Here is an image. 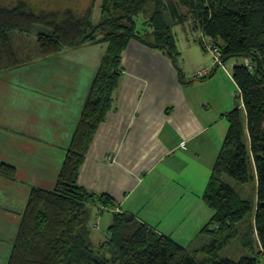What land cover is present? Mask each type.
<instances>
[{
    "label": "trees",
    "instance_id": "trees-1",
    "mask_svg": "<svg viewBox=\"0 0 264 264\" xmlns=\"http://www.w3.org/2000/svg\"><path fill=\"white\" fill-rule=\"evenodd\" d=\"M110 1L103 0L96 26L89 16L82 22L70 10L62 21H55L54 13L36 15L20 2L0 4V56L6 62L4 66L0 62V71L20 64L10 32L29 34L39 19L50 28L35 34L39 59L61 55L64 47L106 45L57 178L51 189L31 187L5 264H264V0H177L194 22H201L204 39L220 48L221 67L232 57L244 58L243 64L232 66V80L240 91L245 120L242 123L238 107L225 113L228 128L202 196L212 217L194 245L183 247L124 212L112 213L105 236L94 238L96 220L104 211L101 206L114 205L108 195L79 186L78 174L97 127L113 109L123 72L121 58L130 40L161 50L183 79L176 37L163 13L164 0H112L111 12ZM172 10L173 18H179ZM107 11L110 16L105 17ZM140 13L151 27L150 38L138 37L130 26L119 23H133V16ZM101 26L108 30L99 34ZM96 32L99 38L94 37ZM199 44L207 50L203 40ZM14 173L13 166L1 163L0 175L11 179ZM250 181L256 186L253 201L238 189ZM234 244L237 247L228 253Z\"/></svg>",
    "mask_w": 264,
    "mask_h": 264
},
{
    "label": "crops",
    "instance_id": "crops-1",
    "mask_svg": "<svg viewBox=\"0 0 264 264\" xmlns=\"http://www.w3.org/2000/svg\"><path fill=\"white\" fill-rule=\"evenodd\" d=\"M186 47L193 51H182V80L161 50L133 39L124 50L113 109L97 127L78 174L79 186L112 198L113 208L101 206L97 231L111 223L112 213L124 212L192 247L212 217L202 196L228 128L225 113L240 91L232 70L216 69L187 37ZM62 55L0 71L10 80L0 84V95L24 92V100L0 109V147L11 143L0 165L15 170L11 179L0 175L7 186L0 199L8 197L9 210L18 212L9 217L15 231L31 187L52 188L98 67ZM198 67L210 72L198 75ZM103 236L98 231L94 238Z\"/></svg>",
    "mask_w": 264,
    "mask_h": 264
},
{
    "label": "rangeland",
    "instance_id": "rangeland-1",
    "mask_svg": "<svg viewBox=\"0 0 264 264\" xmlns=\"http://www.w3.org/2000/svg\"><path fill=\"white\" fill-rule=\"evenodd\" d=\"M17 2H20L26 10H31L35 12L36 15H39L41 12L47 13L49 16L51 13L55 14V21H62L63 18H65V11L70 10L71 14L77 18H79L82 22H84L88 16L89 19L91 20V24L93 26H96V24L100 23L99 21L102 19V3L103 0H0V4L5 6H13ZM112 0L108 4V8L110 12L112 11ZM166 4V8L163 10L164 15H166L167 22H169L171 25V30L174 33V37H176V46L179 51V56L177 57L178 61L181 63L182 61V56L183 52L187 51V49L192 50L190 47H185V39L186 37L190 39V45L197 47L198 50L202 54H204V58H206L208 61L209 59H212L210 52L207 50L203 49L199 41H202L204 39V36L201 34V22H194V18L192 14L188 13L186 8L181 6L177 0H164ZM177 10L178 17H174L171 15V12L173 11L172 9ZM106 14V15H105ZM104 14L105 17L109 15V11H107ZM110 16V15H109ZM181 16V17H180ZM104 17V18H105ZM146 16L144 14H139L137 16H133V23H128L125 20H120L119 23H121L123 26L131 27L130 29L132 30L133 34H135L138 37H143V38H150L149 32L151 31V27H148L147 23L148 21L145 19ZM106 19V18H105ZM181 19V20H180ZM45 21L39 19L37 20V23L34 26V30L29 33H21V32H15L11 31V44L14 50V54L18 58V61L20 64H24L25 66L29 65L30 61L36 59L39 54L38 50V44L36 43V37L35 34L39 32L40 30L45 31V32H50L49 27H47ZM107 28H104L103 26L100 27L99 34L101 31H107ZM98 33L94 34V37L99 38L100 36L97 35ZM95 38V39H96ZM187 45V44H186ZM105 43H85V45H81L79 47H74L72 48H63V58L75 62V61H81L88 63L89 66L96 65L98 66V62L100 61L101 56L104 54L105 50ZM181 49V50H180ZM185 49V51H184ZM183 51V52H182ZM193 51V50H192ZM206 54V55H205ZM209 57V58H208ZM1 59V64L4 66L6 65V62L3 58V56H0ZM213 63V60H211ZM244 58L240 57H232L228 59L227 61L223 62V66H216V69H229L230 71L232 70V66L235 64H243ZM245 62L247 60L245 59ZM18 63V64H19ZM249 64V63H248ZM211 65V64H210ZM213 66H215L213 64ZM181 68V66H179ZM200 67H198L199 69ZM9 79L7 77L5 78H0V84L6 85L9 84ZM2 96V97H1ZM21 96H24V92L21 94L15 93V91H3V94L0 95V104L1 101L5 102L3 103L0 107V109H3L5 107L9 109L11 102L14 101V98H18V100H24L22 99ZM3 100H2V99ZM235 100V106L238 107L241 113V121L244 123L245 120V113H243V109L241 107V102H240V97H239V92L237 91L234 97ZM18 102V101H17ZM23 109L21 110H26L27 106H22ZM32 111V110H31ZM32 112H24L23 114H31ZM12 131L11 125L6 126V134H9ZM245 132V131H244ZM243 140L246 141V135L245 133L243 134ZM10 136V134H9ZM11 143L5 142L2 147H0V160L1 159H7V156L10 151ZM5 149V150H4ZM111 160L112 157H109ZM7 188L5 183L0 182V190H5ZM239 191H241V194L244 196H247V200H254V195L256 193L255 189V182L250 181L247 184L238 187ZM1 193V192H0ZM8 197L5 199V201L0 199V264H5L7 260V255L11 249V244L13 242V239L15 237V227L13 226V221L11 222L9 217L11 216L10 213L16 214L18 213L16 210L14 212H11L9 210L10 204L8 202ZM110 203L104 202L103 207H109ZM105 210V208H104ZM93 212V213H92ZM91 216L88 219L87 225L91 224V219L95 216L96 211H92ZM106 215H108L106 213ZM11 226V227H10ZM14 227V228H13ZM13 229V230H12ZM106 226L105 222L100 224V229H98L99 232H102L103 235L105 233ZM237 247L236 244L233 245L227 249L228 253L233 251Z\"/></svg>",
    "mask_w": 264,
    "mask_h": 264
},
{
    "label": "built area",
    "instance_id": "built-area-1",
    "mask_svg": "<svg viewBox=\"0 0 264 264\" xmlns=\"http://www.w3.org/2000/svg\"><path fill=\"white\" fill-rule=\"evenodd\" d=\"M203 45L207 49L208 52H210L212 58H213V64L217 66L222 65V60L220 58L221 56V50L219 47H217L210 38L208 39H203ZM210 70L208 67H200L197 69L196 73L198 75L204 76L208 74Z\"/></svg>",
    "mask_w": 264,
    "mask_h": 264
}]
</instances>
